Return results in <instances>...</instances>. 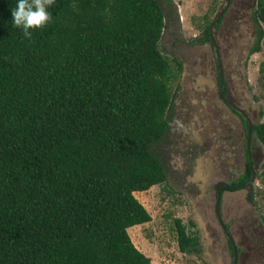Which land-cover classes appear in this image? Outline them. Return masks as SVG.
Here are the masks:
<instances>
[{
  "label": "trees",
  "instance_id": "16d2710c",
  "mask_svg": "<svg viewBox=\"0 0 264 264\" xmlns=\"http://www.w3.org/2000/svg\"><path fill=\"white\" fill-rule=\"evenodd\" d=\"M159 1L168 16L158 0H54L27 37L18 0H0V264H150L126 230L150 220L133 193L165 181L152 148L176 79L158 50L174 5ZM252 131L264 149V123ZM249 178L246 165L233 185ZM173 225L178 250L197 254Z\"/></svg>",
  "mask_w": 264,
  "mask_h": 264
},
{
  "label": "rangeland",
  "instance_id": "374dc122",
  "mask_svg": "<svg viewBox=\"0 0 264 264\" xmlns=\"http://www.w3.org/2000/svg\"><path fill=\"white\" fill-rule=\"evenodd\" d=\"M173 1L174 8L170 10L179 12L181 22L178 27L176 22L169 23L165 17L158 50L165 58L184 63L186 73L178 72L171 84L173 98L166 113L168 126L164 136L152 148L164 169L165 181L146 191L133 193L150 220L132 226L126 232L136 249L149 258L150 264H230L231 253L214 215L213 188L218 182L228 184L243 173L244 151L240 142L235 143L236 138L225 135L232 127L229 121L222 120L212 127L207 111L211 94L216 104L223 106L216 100L218 87L213 85L214 70L204 69V61L199 59L202 49L190 43L183 46V40L195 33L200 16L204 14L207 21L211 20L224 0L220 3V0ZM232 3L235 5L229 6L220 34L228 54V58L222 60L228 87L225 98L250 113L253 123L254 119L264 123V80L259 72L264 64V26L261 25L263 35L259 51L250 53L255 29L250 27L254 33L250 37L248 26L240 21L249 13L246 5L255 3L252 0H232ZM158 4L168 16L169 9L159 0ZM174 30L182 38L179 37L176 53L170 54L164 40L165 32ZM193 52L194 59L191 57ZM205 87L208 95L202 93ZM258 112L261 116L257 119ZM212 115L216 116L213 111ZM259 149L250 152L255 172L250 188L223 191L218 207L221 222L228 228L237 249L239 264H264V150ZM248 193L250 201L247 200ZM176 219L187 233L197 237V254H184L178 250L173 225Z\"/></svg>",
  "mask_w": 264,
  "mask_h": 264
},
{
  "label": "flooded vegetation",
  "instance_id": "af4514ba",
  "mask_svg": "<svg viewBox=\"0 0 264 264\" xmlns=\"http://www.w3.org/2000/svg\"><path fill=\"white\" fill-rule=\"evenodd\" d=\"M216 1H218V0H216ZM221 1L222 0H220L219 3ZM252 1L254 3L256 2V0H252ZM219 3L217 4V6L220 5ZM231 4L235 5V3H232V0H224L223 6L219 9V11L216 13V15L214 14V16L211 18V20L207 21L203 16L204 14H202V16H200V21L196 22L195 33H192L188 38L183 40L184 41L183 46L185 47L186 45H188V43H190L191 45H194L195 48L202 49V56H199V59L202 62L204 61V69L209 70V71L214 70V73H215L214 82L215 83L213 85L218 87V89H216V95H217L216 100L218 103H220L223 106L220 107L218 104H216L215 98L213 99V94H211L210 102L207 104V106L210 107V109L207 107V111H209L208 116L211 117V119H212V122H213L212 127L213 128L215 127V125L218 122H220L222 120L229 121L232 124V127L228 128L226 130L227 133H225V135L227 137L229 136L231 138L232 137L236 138V141H235L236 144H237V141L241 143L240 148H241L242 152L244 151V153L242 155V162H243V168H244L243 173L245 170V166L247 165L249 170H250V174H251V171L254 172V170L252 168V159L253 158L251 159L252 156H251L250 152L253 149H257V151L260 150L259 148L263 149L262 145L259 143L257 137L255 136V134L252 131V128L257 123H259V121L254 119V123H253V121H252L253 117H250V113H248L245 110H241L238 106L234 105L228 99L225 98V96H226L225 92L228 89V87H227V80L225 79V71L223 68L222 60L228 58L227 57L228 54H227L226 48L224 46L225 41L220 34H221V30H222V25L224 24V20H225L224 16L227 13L229 6ZM246 8H248L249 13L246 14V16L241 17L242 20L240 21V24H245L248 26V28H249L248 32H249V35L251 37L254 34L253 31L251 30V28H254L256 30L255 23L253 21L254 13L257 10L256 3H255V5H253V4L246 5ZM178 13L179 12H177L175 10V12L171 13V18H166V19H168L169 23L176 22L178 27H179V23L181 22V18H180V16H178ZM175 31L176 30H174L172 32H170V31L165 32L167 35H166L165 39L163 38L168 43L167 50H169L168 52L170 54L176 53L175 49H178L177 45L180 44V38L179 37L182 38V36L181 35L178 36V34H176ZM191 57H193V59L195 58V52L192 53ZM223 57H224V59H223ZM168 61L170 64V68L172 69V71L175 72L176 75L180 71H182V73L183 72L186 73L185 69L183 67L184 63L178 61L177 59H172V60L168 59ZM194 64H195V62H194ZM194 64L191 66H194ZM230 84L232 86L231 82L228 83L229 86H230ZM202 93H203V95H205L206 93H207V95L209 94L206 87L204 90H202ZM202 93H199V95H201ZM191 97L192 96L188 97L187 99L189 100ZM200 107H201V105H200ZM169 108H170V106H169ZM169 108L167 109V111L169 110ZM212 111L216 114V116L212 115ZM260 116H261V114H260V112H258L257 113V119L260 118ZM188 117H190V116H188ZM227 117H229V119H227ZM231 117H233V118H231ZM167 126H168V121H167ZM253 161H254V159H253ZM243 173L241 175L237 176L236 178L232 179V181L228 182V184H225L222 182H218L217 184L220 185V188L221 187L225 188L226 191H232V188H239V189H245L246 190V189L250 188L251 185L250 186H242V185L247 184L249 182V179L246 182H243L241 184L233 185L235 181L240 179V177L243 175ZM254 174H255V172H254ZM214 188H215V186H214ZM214 188H213V190H214ZM221 194H222V192H220V195ZM220 202H221V198H220ZM219 205H220V203H219ZM215 218H216V216H215ZM216 220H217V218H216ZM222 234H223L224 238L226 239L228 248H229L230 253H231V263L230 264H239L237 249L234 247L233 241L231 240V236L228 233V228L226 229L225 232L222 231Z\"/></svg>",
  "mask_w": 264,
  "mask_h": 264
},
{
  "label": "clouds",
  "instance_id": "9594fccd",
  "mask_svg": "<svg viewBox=\"0 0 264 264\" xmlns=\"http://www.w3.org/2000/svg\"><path fill=\"white\" fill-rule=\"evenodd\" d=\"M53 3L54 0H18L16 8L11 10L14 26L31 37L30 29L41 28L52 20L48 7Z\"/></svg>",
  "mask_w": 264,
  "mask_h": 264
},
{
  "label": "water",
  "instance_id": "95a60500",
  "mask_svg": "<svg viewBox=\"0 0 264 264\" xmlns=\"http://www.w3.org/2000/svg\"><path fill=\"white\" fill-rule=\"evenodd\" d=\"M254 175H255L254 172L251 171L249 182L247 184H243L242 186H250L253 183V181H254ZM214 192H215L214 214H215V216L217 218V222H218L221 230L223 232H225L226 231L225 226L222 224L220 216H219V212H218V207H219L220 198H221L220 185L219 184L215 185Z\"/></svg>",
  "mask_w": 264,
  "mask_h": 264
},
{
  "label": "crops",
  "instance_id": "0c3cea01",
  "mask_svg": "<svg viewBox=\"0 0 264 264\" xmlns=\"http://www.w3.org/2000/svg\"><path fill=\"white\" fill-rule=\"evenodd\" d=\"M171 2L173 3L174 1L173 0H171ZM176 2V1H175ZM174 4V3H173Z\"/></svg>",
  "mask_w": 264,
  "mask_h": 264
}]
</instances>
